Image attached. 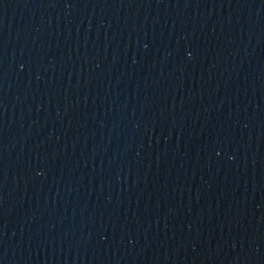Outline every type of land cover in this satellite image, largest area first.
Returning a JSON list of instances; mask_svg holds the SVG:
<instances>
[{"label":"water","instance_id":"obj_1","mask_svg":"<svg viewBox=\"0 0 264 264\" xmlns=\"http://www.w3.org/2000/svg\"><path fill=\"white\" fill-rule=\"evenodd\" d=\"M0 264H264V0H0Z\"/></svg>","mask_w":264,"mask_h":264}]
</instances>
